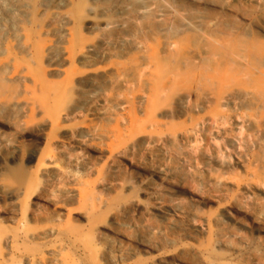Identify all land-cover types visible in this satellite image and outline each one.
<instances>
[{
    "label": "rangeland",
    "instance_id": "obj_1",
    "mask_svg": "<svg viewBox=\"0 0 264 264\" xmlns=\"http://www.w3.org/2000/svg\"><path fill=\"white\" fill-rule=\"evenodd\" d=\"M233 1L255 16L252 4ZM54 4L18 27L7 26L0 37V102L12 106L9 113H0V264H109L113 249L83 256L82 244L89 240L104 248L114 237L134 250L119 264L145 263L157 256L163 257L158 264H264V220H252L254 207L264 205V195L261 189L244 192L237 186L257 180L258 175H251L254 151L238 147L242 159L237 162L226 142L232 135L254 139L255 127L264 122V24L254 22L238 36L249 46L245 62L225 50L213 63L197 62L179 73L168 70L165 79L156 82L144 64L155 41L136 38L118 48L101 31L83 28L69 1ZM62 14L72 21L59 28ZM87 42L104 55L77 61ZM254 52L262 58H254ZM131 63L140 64L143 74L130 83L92 93L87 81L77 82L106 67ZM200 88L210 97L196 107L195 90ZM175 92L185 94L183 100L173 105L169 117L161 116L160 108L170 104ZM238 92L248 93L247 99ZM73 94L77 100L70 104ZM114 94L120 99L118 107L110 100ZM232 117L245 126L232 130ZM89 126L103 135H83ZM216 127L224 130L223 137L213 134ZM171 134L180 137L183 154L169 149ZM129 141L135 146L124 151ZM211 149L228 155L230 166L205 163L201 153ZM210 179L220 184L214 186ZM124 181L132 192L121 191ZM61 190L69 193L62 195ZM129 197H136L146 210L136 207L102 223L119 199ZM100 203L107 206L96 211ZM173 203L182 214L164 212ZM223 208L228 212L222 213ZM193 210L212 219L211 232L217 218L223 238L232 245L246 241L243 253L215 249L204 256L207 261L193 252L183 256L182 263L175 260L172 255L182 248L204 250L213 240L206 226H188ZM92 213L90 223L98 228L88 233Z\"/></svg>",
    "mask_w": 264,
    "mask_h": 264
},
{
    "label": "bare ground",
    "instance_id": "obj_2",
    "mask_svg": "<svg viewBox=\"0 0 264 264\" xmlns=\"http://www.w3.org/2000/svg\"><path fill=\"white\" fill-rule=\"evenodd\" d=\"M65 1L72 4L74 18H78L83 28L101 31L104 39L118 48H125L133 44L136 38L155 41V45L150 47L144 64L148 66L149 74L156 82L165 79L168 70L179 73L182 70L181 68L189 70L197 62L213 63L214 58H217L225 50L233 54L235 60L245 62L250 53L249 46L246 42L240 40L238 36L248 32L254 22L264 24V0H243L255 7L254 17L236 7L233 0H0V37L7 26L18 27V24L31 17L33 13L40 15L44 13L50 3L60 6ZM70 21H72L70 15L62 14L58 21V27L62 28L63 23ZM47 23L51 24V20L48 19ZM53 31L57 32V29L53 28ZM21 47L26 49L27 44H22ZM85 55L102 57L104 52L97 48L95 43L87 42L82 46L77 61L84 60ZM253 56L254 58L258 56L259 60L262 58L256 52L253 53ZM142 74L143 70L140 72V64H115L102 69L99 73L92 72L77 78V82L87 81L92 93H98L107 86L117 87L125 82L130 83ZM97 75L100 77L99 79H97ZM140 81L144 85L146 84V80L141 79ZM157 90V88L153 89L152 94H156ZM161 91L162 88H160ZM238 93L247 99L248 93ZM184 96L185 94L181 92L173 93L168 100L170 104L161 107L159 114L169 117L173 113V105L180 104ZM195 96V106L198 107L207 102L210 94L208 90L200 88L195 90ZM76 100V94H73L70 104H73ZM110 100L116 107L119 106L120 99L117 94L112 95ZM11 108L10 104L0 102V113H9ZM202 125H204L203 122L200 123V126ZM230 125L232 130H241L245 123L241 119L232 117ZM81 133L90 138L103 135L93 126L83 129ZM213 134L223 137L224 130L221 127H216ZM158 139L159 137H154L153 140ZM167 141L170 150L177 154H183L181 139L178 135H169ZM226 142L237 162L242 159V152L238 147L242 146L254 151L251 156V164L254 165L255 170L251 172V175H258L257 180L246 179L237 186L244 192L251 189H261L264 195V122L255 127L254 139L248 140L243 136L232 135L226 138ZM135 143L133 141L127 142L123 150L132 151ZM201 156L205 163L214 164L220 169L228 168L231 164L228 155L218 154L214 149L203 151ZM44 172L45 170L42 169L40 174ZM210 183L215 186L220 184V181L219 179H210ZM120 188L122 192L130 193L133 187L129 182L124 181ZM60 193L67 195L69 191L61 190ZM106 206L105 203H100L96 211L106 208ZM136 207L146 210V206L140 203L136 197L119 199L111 208L110 213L102 218V223L109 224L110 220L113 219L112 217L119 216L122 212ZM253 211V222H262L264 220V205L257 204ZM164 212L178 215L182 214V209L179 204L173 203L169 204ZM227 212L228 209H222V213ZM93 215L94 213L88 219V233L98 228V225L90 223ZM211 222L212 219L205 217L198 211L193 210L188 213V226L190 228L198 229V227L206 226L211 232ZM170 226H174L173 222L170 223ZM222 231L221 224L216 218L211 232V234L213 233V240L208 248L200 251H198V248H182L172 256L182 263V257H188L193 252L197 258L199 257L204 261L206 260L204 256L211 255L215 249H223L229 253H240L248 245L246 241H241L239 245H232L223 238ZM72 234L76 235L77 233H65L66 236ZM82 246L81 254L83 252H94L95 256L104 253L107 247L113 249L115 255H108L109 264H119V261L131 257L134 253L130 244L118 237H114L105 243L104 248H97L89 240L83 241ZM162 259L163 257L157 256L140 264H158ZM207 264L228 263L215 260L214 262L207 261Z\"/></svg>",
    "mask_w": 264,
    "mask_h": 264
}]
</instances>
